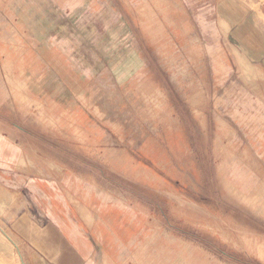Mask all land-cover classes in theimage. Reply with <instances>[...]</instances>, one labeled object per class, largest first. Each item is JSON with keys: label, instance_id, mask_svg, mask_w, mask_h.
<instances>
[{"label": "rangeland", "instance_id": "374dc122", "mask_svg": "<svg viewBox=\"0 0 264 264\" xmlns=\"http://www.w3.org/2000/svg\"><path fill=\"white\" fill-rule=\"evenodd\" d=\"M221 1L0 0V264H38L28 215L85 264H264V77Z\"/></svg>", "mask_w": 264, "mask_h": 264}, {"label": "crops", "instance_id": "0c3cea01", "mask_svg": "<svg viewBox=\"0 0 264 264\" xmlns=\"http://www.w3.org/2000/svg\"><path fill=\"white\" fill-rule=\"evenodd\" d=\"M251 6L243 0H222L218 14L222 22L227 24L230 41H233V45L247 63L259 70L264 77V31L260 20L262 16L254 12ZM243 95L246 96L244 92ZM252 100L255 98L252 97ZM248 101L246 99V103ZM261 121H264V117ZM262 125V130L257 131L254 138L259 139L264 133V122ZM256 141L257 139L254 140ZM18 225H25L22 229H26V233L15 231L20 243L37 242L38 264H62L64 261L68 264H85L78 252L71 248L68 240L70 238L54 222L43 225L28 215Z\"/></svg>", "mask_w": 264, "mask_h": 264}, {"label": "bare ground", "instance_id": "6f19581e", "mask_svg": "<svg viewBox=\"0 0 264 264\" xmlns=\"http://www.w3.org/2000/svg\"><path fill=\"white\" fill-rule=\"evenodd\" d=\"M226 25H227V24H226ZM223 26H225V23H224V22H223ZM0 228H1V227H0ZM2 234H3L4 237L8 238L9 241L13 244V246H14V248H15V252H16V254H17V257H19L18 253L21 254V252H20V249H19L18 245H17L15 242H13L12 239H10V237H9L7 234H4L3 232H2ZM19 259L21 260L20 257H19Z\"/></svg>", "mask_w": 264, "mask_h": 264}]
</instances>
